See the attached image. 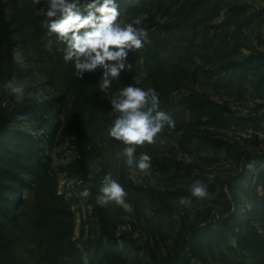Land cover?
<instances>
[{
  "label": "rangeland",
  "instance_id": "rangeland-1",
  "mask_svg": "<svg viewBox=\"0 0 264 264\" xmlns=\"http://www.w3.org/2000/svg\"><path fill=\"white\" fill-rule=\"evenodd\" d=\"M25 3L27 38L11 24L13 49L0 54V85L14 77L26 88L17 101L0 87V264H56L57 253L59 264H264V0H116L120 18L141 19L148 42L134 82L108 74L107 89L108 68L79 73L65 60L48 0ZM128 86L154 88L175 122L136 146L134 155L151 157L146 172L126 168L124 145L109 135L120 116L112 101ZM191 95L213 116L182 107ZM106 176L129 208L96 204ZM194 180L208 197L191 196Z\"/></svg>",
  "mask_w": 264,
  "mask_h": 264
},
{
  "label": "clouds",
  "instance_id": "clouds-1",
  "mask_svg": "<svg viewBox=\"0 0 264 264\" xmlns=\"http://www.w3.org/2000/svg\"><path fill=\"white\" fill-rule=\"evenodd\" d=\"M48 4L47 16H60L50 23L49 30L66 42L65 60H75L79 73L92 71L100 65L108 68L103 89L109 86L107 75L116 77L125 67L123 61L128 50H139L148 42L147 31L140 27L141 19L135 17L129 21L120 18L116 0H48ZM106 61H116L119 66L109 68ZM0 87L17 101L25 98V83L14 77L4 81ZM112 103L120 116L109 129V135L124 145L121 155L125 167L146 172L151 167V157L147 153L138 157L134 155L136 146L153 144L165 126L174 127L175 122L169 114L159 110V94L154 88L145 90L128 86ZM189 188L193 197L204 199L209 196L207 187L200 180H194ZM79 195L89 197L90 189L85 186ZM126 195L118 180L106 176L95 202L100 207L115 202L127 209L130 205L126 203ZM179 203L184 204L185 198L181 197Z\"/></svg>",
  "mask_w": 264,
  "mask_h": 264
},
{
  "label": "trees",
  "instance_id": "trees-1",
  "mask_svg": "<svg viewBox=\"0 0 264 264\" xmlns=\"http://www.w3.org/2000/svg\"><path fill=\"white\" fill-rule=\"evenodd\" d=\"M22 2L23 0H10V3H12L14 7L13 22L10 23V21H8L7 18L4 16V11L8 3L4 0H0V54L1 51L6 54L10 53L11 50L13 49V44L9 40V35L12 31L11 24L16 25L15 27H17V31L19 32V36H18L19 40L20 39L23 40L27 38L25 37L24 27L27 25L28 22L26 20L27 18L25 19V17L26 14L29 12V9L27 7V4L26 3L22 4ZM143 48H144V44L142 48L139 50L136 49L128 50L127 57L123 61L125 67L119 71V76H118V79L122 84L130 85L134 82L137 76V61L140 57L141 52L143 51ZM87 102L92 110H95L97 108V106L94 105L95 103L94 101L88 100ZM180 105L191 112H199V113L207 114L209 116L210 115L213 116V114L208 111L206 104L193 95L185 97L180 102ZM84 133H85L84 129L82 127H78L75 132V142L80 155L79 166L81 172L83 173V175L88 176L91 174V172L84 159L86 154L85 153L86 139ZM1 206L2 205L0 203V207ZM6 212L9 213L12 212V204L8 203V205L6 206ZM39 227L41 230L45 229L48 236L50 237L49 227L46 217H43L41 219ZM4 240L5 238L0 235V241H4ZM54 256L55 258L53 260L56 262V264H59L60 263L59 253L55 254ZM181 264H190V263L186 259H183L181 261Z\"/></svg>",
  "mask_w": 264,
  "mask_h": 264
}]
</instances>
